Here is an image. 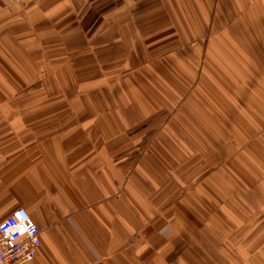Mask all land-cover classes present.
I'll use <instances>...</instances> for the list:
<instances>
[{
  "label": "crops",
  "instance_id": "obj_1",
  "mask_svg": "<svg viewBox=\"0 0 264 264\" xmlns=\"http://www.w3.org/2000/svg\"><path fill=\"white\" fill-rule=\"evenodd\" d=\"M26 264H264V0H0V221Z\"/></svg>",
  "mask_w": 264,
  "mask_h": 264
},
{
  "label": "built area",
  "instance_id": "obj_2",
  "mask_svg": "<svg viewBox=\"0 0 264 264\" xmlns=\"http://www.w3.org/2000/svg\"><path fill=\"white\" fill-rule=\"evenodd\" d=\"M41 230L24 208L0 221V264L32 262L41 246Z\"/></svg>",
  "mask_w": 264,
  "mask_h": 264
}]
</instances>
